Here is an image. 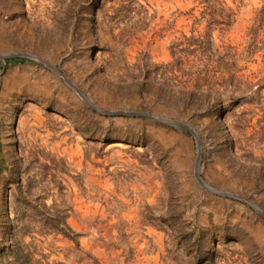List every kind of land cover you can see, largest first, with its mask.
<instances>
[{
	"label": "rangeland",
	"instance_id": "rangeland-1",
	"mask_svg": "<svg viewBox=\"0 0 264 264\" xmlns=\"http://www.w3.org/2000/svg\"><path fill=\"white\" fill-rule=\"evenodd\" d=\"M225 1L234 24L213 32V50L241 52L263 0ZM131 2L0 0V55L55 67L101 111L189 125L205 185L264 213V82L243 86L225 114L196 118L187 77L166 69L170 46L204 30L192 0ZM12 60L0 62V264L27 253L48 264H264V220L199 186L193 136L98 114L48 66ZM241 66L243 81L264 78L262 52Z\"/></svg>",
	"mask_w": 264,
	"mask_h": 264
},
{
	"label": "trees",
	"instance_id": "trees-1",
	"mask_svg": "<svg viewBox=\"0 0 264 264\" xmlns=\"http://www.w3.org/2000/svg\"><path fill=\"white\" fill-rule=\"evenodd\" d=\"M119 1L132 4L131 0ZM192 3L189 15L193 18L194 25L204 23V30L198 32L192 27L188 37H183L184 40L170 46L171 62L166 65V69L169 73H181L187 77L186 83L192 90H181V93L191 98L185 103V107L196 114V118L202 119L208 116V112H205L207 108L220 106L225 114L231 107L245 101L247 89L242 90L243 86L249 90L264 82V78L258 79L255 83L243 81L240 75L244 71L241 64L247 63L255 54L262 52L264 59V0L254 11L251 25L246 31L247 46L241 52L232 46H226L221 51L213 50V32L223 33L230 29L234 24L235 10L227 5L225 0H192ZM24 60L18 58L12 61ZM186 66L189 68H186L185 73ZM212 95L217 96L216 101L214 100L216 104L210 105L209 100L202 101L204 97L209 98ZM226 101L231 103L227 108H223ZM259 101L257 102L260 106L259 111L264 115V107ZM60 225L67 230L64 223ZM54 232L63 235L64 238L68 237L61 229ZM22 258L23 261L18 264H48L35 260L28 253ZM93 264L100 263L94 260Z\"/></svg>",
	"mask_w": 264,
	"mask_h": 264
},
{
	"label": "water",
	"instance_id": "water-1",
	"mask_svg": "<svg viewBox=\"0 0 264 264\" xmlns=\"http://www.w3.org/2000/svg\"><path fill=\"white\" fill-rule=\"evenodd\" d=\"M16 58L38 60L36 57H34L32 55L19 53V54H10V55H0V62L5 63L6 60H11V59H16ZM38 61H40L43 65H46L49 68H51L53 71H55L63 79V81L66 83V85L74 93H76L81 98V100L88 107H90V109L97 112L98 114L107 115V116L139 117V118H144V119H147V120H150L153 122H157L160 124H164V125L174 127L177 129H181V130L188 132L191 136L194 137V139L196 141L197 155H196V160H195V164H194V176H195V179H196L197 183L199 184V186L208 192L241 200L243 203L248 205L262 220H264V213L256 205H254L250 201L245 200V199H243L237 195L227 194V193H223V192L213 190L212 188H208V186L205 185V183L203 182V180L201 179L200 174H199L200 173V159H201V157H200V142H199V139H198L195 131L189 125H187L183 122H180V121H173V120H168V119H164V118H158V117L152 116L150 114L140 113V112H126V111L104 112V111H101V110L95 108L88 101V99L85 97V95L81 91H79L77 89V87L72 82H70L62 73H60V71L58 69H56L55 67H53L51 65H48V64L42 62L41 60H38Z\"/></svg>",
	"mask_w": 264,
	"mask_h": 264
},
{
	"label": "bare ground",
	"instance_id": "bare-ground-1",
	"mask_svg": "<svg viewBox=\"0 0 264 264\" xmlns=\"http://www.w3.org/2000/svg\"><path fill=\"white\" fill-rule=\"evenodd\" d=\"M207 186V185H206ZM209 188V187H208Z\"/></svg>",
	"mask_w": 264,
	"mask_h": 264
}]
</instances>
